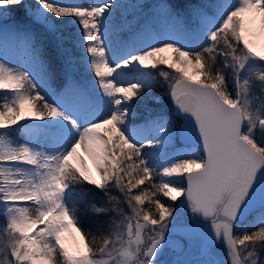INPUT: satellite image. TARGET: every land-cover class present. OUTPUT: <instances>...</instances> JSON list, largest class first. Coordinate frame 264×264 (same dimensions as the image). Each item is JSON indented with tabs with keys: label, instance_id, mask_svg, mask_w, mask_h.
Returning <instances> with one entry per match:
<instances>
[{
	"label": "snow or ice",
	"instance_id": "snow-or-ice-1",
	"mask_svg": "<svg viewBox=\"0 0 264 264\" xmlns=\"http://www.w3.org/2000/svg\"><path fill=\"white\" fill-rule=\"evenodd\" d=\"M258 38L264 0H0V264H223L221 247L264 264ZM16 48L25 63L6 59ZM159 65L174 111L153 95ZM84 185L107 198L97 220L113 214L99 238L77 212Z\"/></svg>",
	"mask_w": 264,
	"mask_h": 264
},
{
	"label": "rangeland",
	"instance_id": "rangeland-1",
	"mask_svg": "<svg viewBox=\"0 0 264 264\" xmlns=\"http://www.w3.org/2000/svg\"><path fill=\"white\" fill-rule=\"evenodd\" d=\"M54 2L61 3V4L81 3L85 7H87L90 4L103 3L104 0H54ZM132 2H135V0H132ZM70 19H75V18H70ZM129 19H131V17H129ZM115 23L116 24L120 23V15H119V13L117 14V19H115ZM78 28H79V25H73L71 30H72L73 33H75ZM157 30L159 31V29H157ZM82 53H83V49H81L80 52H77V55H81ZM164 55L168 56L169 59H170V62H171V58H172L173 54L172 53H165ZM6 59L8 60V62L12 61L13 64H23V63H25V58H24L23 51H22L21 48H16L15 50H10L9 51V55L6 57ZM79 67H80V74L81 75L85 74V66L82 64ZM160 69H164L165 71L170 72L172 75H176L175 71L173 69L167 68L166 65H159L157 67V69H150V71H153L155 73V78H156V80L158 82L156 87L153 90V95L160 97V99H161V107H163L165 109H171V110L174 111V105L172 104V101H171L170 97L167 95L168 85L164 81V78L159 75V70ZM190 71H191V69H190ZM87 76H88L89 79H91V73H87ZM25 87H27V85H25ZM5 92H6V90H0V99L4 98V93ZM136 99H138V98H134V102H135ZM148 105L150 107L154 106V102L153 101H148ZM138 110L142 113V117L141 118H143L144 116L147 115L146 113L143 112V109H138ZM26 115H32V113L26 112ZM24 122L25 121H21V123H24ZM32 122H36V121H32ZM12 138L14 140H17V138H15V136L12 137ZM158 179H159L158 177H154V180L158 181ZM164 179H168V178H164ZM174 179L182 181L184 178L183 177H179V178H174ZM147 188H149V187L146 186L144 189H147ZM161 194L163 195V193L160 192V193L157 194L156 197H153V198L156 199V198L160 197ZM164 199L166 200V203H168V204L174 203L171 200H169L168 197L164 196ZM181 199H183V197H178V199H177V201L175 203H179V200H181ZM28 204H30V202H28ZM146 205L149 206V208L152 207V205L149 203L148 199H145V203H144L143 207L145 208ZM125 207L128 210V213L131 214V209L127 208L126 205H125ZM188 215H189V213L186 210L184 212V214H183L182 219L183 220H187L188 219ZM0 216H1V221H3V224H4L5 217L3 215H0ZM3 224H0V237H2L3 240H6L7 237L4 236V234L2 233V225ZM244 226L250 228L249 226H252V224L249 221L246 220V221H244ZM235 234L239 235L240 234V230L237 229ZM3 240H0V242H3ZM0 259H2V258H0ZM261 259L264 260V253H261Z\"/></svg>",
	"mask_w": 264,
	"mask_h": 264
},
{
	"label": "trees",
	"instance_id": "trees-1",
	"mask_svg": "<svg viewBox=\"0 0 264 264\" xmlns=\"http://www.w3.org/2000/svg\"><path fill=\"white\" fill-rule=\"evenodd\" d=\"M53 86L55 87V84H53ZM229 86L231 88L230 73H229ZM36 103L37 106H39L41 102L37 101ZM14 136L15 138H17V141L23 140V136L20 134L13 133L12 137ZM83 189L86 191V196L82 201L79 200L77 201L76 203L77 212L82 222L85 224V227L89 228L92 232L96 233L99 238L102 234L108 233L113 214H107L104 217H101L99 218V220H97L95 214L90 211L89 206L93 203H95L98 206L104 205L107 202V198L101 192L93 189L91 186L84 185ZM112 195L114 196V194ZM156 199H160L161 202H166L162 194L160 195V197ZM0 224H3V221H1V216H0ZM249 227H250L249 230H251L255 228L256 225L252 224V226Z\"/></svg>",
	"mask_w": 264,
	"mask_h": 264
},
{
	"label": "bare ground",
	"instance_id": "bare-ground-1",
	"mask_svg": "<svg viewBox=\"0 0 264 264\" xmlns=\"http://www.w3.org/2000/svg\"><path fill=\"white\" fill-rule=\"evenodd\" d=\"M115 19H117V16L115 17ZM121 35L125 38L127 36V33H122ZM256 43H257V50H264V38H258L256 40ZM9 63L13 64L12 61ZM81 155L84 156L83 153H81ZM84 159H85L89 169L92 171V174L95 175V168H94V165H93L91 159L87 156H84ZM73 163H76V161H73ZM25 203H28V202H25ZM69 243L71 244L70 240H69Z\"/></svg>",
	"mask_w": 264,
	"mask_h": 264
},
{
	"label": "flooded vegetation",
	"instance_id": "flooded-vegetation-1",
	"mask_svg": "<svg viewBox=\"0 0 264 264\" xmlns=\"http://www.w3.org/2000/svg\"><path fill=\"white\" fill-rule=\"evenodd\" d=\"M146 186L149 187V183L147 181L145 182L144 185H141L140 187L134 189L133 191H134V193H139L141 191V189H144ZM147 189H149V188H147ZM112 194H114V196H116L117 198H122V194L118 190H113ZM125 209H126V207H125ZM145 209L146 210L149 209V206L146 205ZM126 211L128 212L127 209H126Z\"/></svg>",
	"mask_w": 264,
	"mask_h": 264
},
{
	"label": "water",
	"instance_id": "water-1",
	"mask_svg": "<svg viewBox=\"0 0 264 264\" xmlns=\"http://www.w3.org/2000/svg\"><path fill=\"white\" fill-rule=\"evenodd\" d=\"M218 255H219L220 260L223 262V264H229L228 256L223 247L219 249Z\"/></svg>",
	"mask_w": 264,
	"mask_h": 264
}]
</instances>
